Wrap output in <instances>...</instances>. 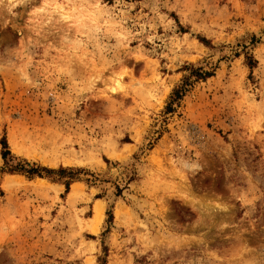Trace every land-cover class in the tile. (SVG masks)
Here are the masks:
<instances>
[{
	"label": "rangeland",
	"instance_id": "obj_1",
	"mask_svg": "<svg viewBox=\"0 0 264 264\" xmlns=\"http://www.w3.org/2000/svg\"><path fill=\"white\" fill-rule=\"evenodd\" d=\"M104 263L264 264V0H0V264Z\"/></svg>",
	"mask_w": 264,
	"mask_h": 264
},
{
	"label": "trees",
	"instance_id": "obj_2",
	"mask_svg": "<svg viewBox=\"0 0 264 264\" xmlns=\"http://www.w3.org/2000/svg\"><path fill=\"white\" fill-rule=\"evenodd\" d=\"M201 42L206 43L207 41L201 39ZM209 76L210 75L206 73H203L202 75H196V77L202 80L208 78ZM188 84H189L188 81L185 80L182 86L174 90L172 94L173 101L181 99V97L184 95V93L187 90L186 88ZM167 107H168L167 110H170L171 103ZM1 147H2L1 158L3 159V161H6L10 153L7 149V145L4 140L1 141ZM80 171L81 170L78 169H70V168H62V167H59L56 170L40 168V167H31L28 163H24V164H16L13 168L10 167L8 173L25 175L28 179L38 177V178H49L55 182L64 181L63 185L65 187V192L67 193L71 183L78 180L77 175ZM108 216L111 218V214H109Z\"/></svg>",
	"mask_w": 264,
	"mask_h": 264
},
{
	"label": "bare ground",
	"instance_id": "obj_3",
	"mask_svg": "<svg viewBox=\"0 0 264 264\" xmlns=\"http://www.w3.org/2000/svg\"><path fill=\"white\" fill-rule=\"evenodd\" d=\"M100 209H101V207L98 206L97 211H96V216L100 215Z\"/></svg>",
	"mask_w": 264,
	"mask_h": 264
}]
</instances>
